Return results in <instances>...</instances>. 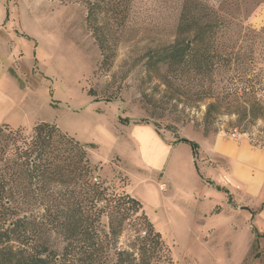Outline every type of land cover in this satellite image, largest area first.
Listing matches in <instances>:
<instances>
[{"label": "rangeland", "instance_id": "obj_1", "mask_svg": "<svg viewBox=\"0 0 264 264\" xmlns=\"http://www.w3.org/2000/svg\"><path fill=\"white\" fill-rule=\"evenodd\" d=\"M129 1L128 17L119 22L100 0H0V88L30 120L18 128L28 135L34 124L48 122L87 145L100 180L140 201L173 264H264V237L228 204L220 168L204 157L206 139L215 135L246 137L263 147L264 101L208 110L210 100L175 93L145 61L173 40L172 9L181 0ZM201 1L222 5L237 24L227 39L255 62L248 94L264 88V0ZM92 3L99 8L95 27L86 21ZM240 66L235 61L234 71L218 75L219 85L236 83ZM144 119L159 124L158 133ZM142 128L159 138L161 147H149L163 155L162 162L148 160L143 146L141 158L136 134L144 136ZM131 236L124 231L121 248Z\"/></svg>", "mask_w": 264, "mask_h": 264}, {"label": "trees", "instance_id": "obj_2", "mask_svg": "<svg viewBox=\"0 0 264 264\" xmlns=\"http://www.w3.org/2000/svg\"><path fill=\"white\" fill-rule=\"evenodd\" d=\"M100 1L116 21L128 17L129 0ZM221 6L175 2L174 38L149 52L145 65L175 93L210 100L208 110L261 105L264 88L253 94L246 88L255 62L227 39L237 24ZM97 7L87 6L86 21L93 27ZM98 45L103 51L104 42ZM235 61L241 65L237 82L220 86L218 75L234 71ZM87 94L95 96L92 90ZM142 122L158 133L159 124ZM189 144L195 154L196 143ZM88 148L52 123L38 122L28 135L23 128L0 125V264H173L140 201L100 180ZM126 230L132 236L123 249L119 239Z\"/></svg>", "mask_w": 264, "mask_h": 264}, {"label": "crops", "instance_id": "obj_3", "mask_svg": "<svg viewBox=\"0 0 264 264\" xmlns=\"http://www.w3.org/2000/svg\"><path fill=\"white\" fill-rule=\"evenodd\" d=\"M29 121L24 108L0 88V125L18 128L28 125ZM141 130L145 131L144 136H141V132L136 134L141 158L143 146L148 160L156 157L158 160L159 157L162 162L163 155H158L149 147L152 143L161 147L159 138L152 129ZM206 141L208 153L204 156L205 161L216 169L220 168L223 180L219 181L218 177L214 180H218L226 189L228 204L239 208L238 212L242 215L245 213L246 222H251L256 233L264 237V147L252 145L246 137L231 139L215 135Z\"/></svg>", "mask_w": 264, "mask_h": 264}]
</instances>
